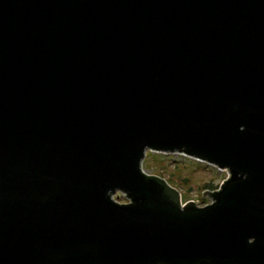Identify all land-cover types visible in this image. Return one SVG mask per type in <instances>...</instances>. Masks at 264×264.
<instances>
[{"label":"water","instance_id":"water-1","mask_svg":"<svg viewBox=\"0 0 264 264\" xmlns=\"http://www.w3.org/2000/svg\"><path fill=\"white\" fill-rule=\"evenodd\" d=\"M0 264H264V0H0Z\"/></svg>","mask_w":264,"mask_h":264},{"label":"rangeland","instance_id":"rangeland-1","mask_svg":"<svg viewBox=\"0 0 264 264\" xmlns=\"http://www.w3.org/2000/svg\"><path fill=\"white\" fill-rule=\"evenodd\" d=\"M142 170L146 174L160 177H168L172 174L173 181L169 184L182 193V204L192 200L199 207L209 204L210 201L208 194L206 198L204 195L199 197L200 193L203 194V185L210 184L217 189L229 175L225 169L221 170L185 155L149 150L143 159ZM116 199L127 202L122 194H118Z\"/></svg>","mask_w":264,"mask_h":264},{"label":"trees","instance_id":"trees-1","mask_svg":"<svg viewBox=\"0 0 264 264\" xmlns=\"http://www.w3.org/2000/svg\"><path fill=\"white\" fill-rule=\"evenodd\" d=\"M161 175H162V174H161ZM165 178L167 179L168 182L173 181V180H172V179H173L172 174H171V176H168V177H165ZM204 189H215V187L211 186L210 184H205V185H203V190H204ZM199 197H202V196L199 195Z\"/></svg>","mask_w":264,"mask_h":264},{"label":"bare ground","instance_id":"bare-ground-1","mask_svg":"<svg viewBox=\"0 0 264 264\" xmlns=\"http://www.w3.org/2000/svg\"><path fill=\"white\" fill-rule=\"evenodd\" d=\"M145 171V170H144ZM149 175V174H148ZM202 199H204V198H202ZM128 201V200H127ZM210 202V201H209Z\"/></svg>","mask_w":264,"mask_h":264}]
</instances>
